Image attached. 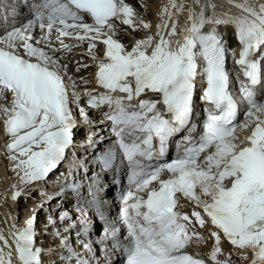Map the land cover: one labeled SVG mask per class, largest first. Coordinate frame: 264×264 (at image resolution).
<instances>
[{
  "label": "snow or ice",
  "instance_id": "obj_1",
  "mask_svg": "<svg viewBox=\"0 0 264 264\" xmlns=\"http://www.w3.org/2000/svg\"><path fill=\"white\" fill-rule=\"evenodd\" d=\"M23 2L30 17L0 32V99L11 96V106L3 109L10 141L6 148L21 181L46 179L73 146L78 122L71 105L81 93L68 74L64 54L86 43L97 68L95 84L104 91L85 88L83 95L88 97V108L109 109L104 117L116 138L115 148L99 157L98 167L114 170L126 161L127 188L119 199L127 232L122 236L119 227L105 229L113 251L119 249L126 264H232L230 258L220 259L226 240L240 250L241 259L247 260L246 253L251 252V264H264V97L258 100L256 91L258 86L264 90V3L228 0L240 15L222 18L214 4L169 0L156 34L137 40L129 50L114 38L116 22L133 31L150 30L151 25L139 19L125 0ZM185 13L181 25L179 16ZM208 24L213 27L205 32ZM228 24L240 45L239 59L215 27ZM178 35L182 40L173 47ZM98 42L105 46L103 58L96 54ZM229 55L249 82L236 78L239 99L227 67ZM201 77L206 87L197 96ZM149 94L150 98H142ZM197 99L205 105L200 111ZM78 113L92 125L84 108ZM238 130L248 135L241 137ZM87 142L95 144L91 135ZM70 163L74 169L83 167L92 180L87 165ZM82 181L83 177L80 183L74 179L69 189L82 197L87 187L91 203L97 205V191ZM20 195L17 191L12 198ZM184 202L194 206L190 214L183 211ZM77 211L78 221L68 211L60 220L72 221L71 229L78 224L87 229L91 217L84 208L78 206ZM48 221L55 225L51 216ZM36 224L33 215L23 228L13 223L10 229L19 264H43V250L36 247ZM208 226L214 230L207 238L196 231ZM208 239L214 240L209 253L187 251L194 241L199 247ZM0 241V264H12L13 245L2 230ZM63 246L68 251L65 259L87 264L67 237ZM82 247L90 250L87 242Z\"/></svg>",
  "mask_w": 264,
  "mask_h": 264
},
{
  "label": "bare ground",
  "instance_id": "obj_2",
  "mask_svg": "<svg viewBox=\"0 0 264 264\" xmlns=\"http://www.w3.org/2000/svg\"><path fill=\"white\" fill-rule=\"evenodd\" d=\"M134 3L135 1H128V4L135 7V11L139 12L143 21L151 25V29L145 30L141 27L138 30L133 31L131 28L123 27L116 23V34L114 38L118 39L128 49L129 47H132L137 40L144 39L148 36H154L155 27L158 25V22L161 19V11L165 5L169 4V0H142L140 5ZM183 18L184 17L182 15L179 16V20ZM24 19V17L18 19L14 25L19 26L24 22ZM226 33L227 32H225V34ZM53 35H55V32ZM66 42L72 43L68 40H66ZM87 49L88 46L85 44L82 47L74 48L71 54H64L67 61L69 62L68 74L73 76L76 82L80 85L76 91L81 93L78 102L71 105L73 109V115L77 118L78 127L74 130L75 142L73 143V146L67 150V155H69L70 160H76L80 165H87V170L88 173L92 175V180H88L83 167L73 169L70 167V164L67 163L61 165V167L58 169V174L61 176V180L71 181L75 179L77 183H80L81 177H83L82 183L84 185H91V188L97 191L98 195L96 196V200L100 203V205L109 204L112 206L113 203L112 200H110V196L112 195V191L116 188V186L112 183L115 173L113 171H103L100 167H98L97 164L94 163L93 160L96 157V150L94 147L103 151L105 147L112 145L114 138L109 123L106 122L102 117V112L100 110L89 109L85 105V95H83V93L85 88L89 87L85 85L84 81H88L89 84L92 83V79L95 76V74H92L93 69L95 72L97 71L95 62L87 54ZM104 50L105 46L101 43H97L96 54L98 57L103 58ZM77 61H80V64H78ZM83 64L89 65V68L82 67L81 65ZM93 64L95 67L91 68ZM78 67H80L79 72L76 71ZM7 102L8 98L7 101L0 99V120L4 116L3 109L6 106L8 107ZM78 108H84L85 111L88 112L92 120L91 126L84 122L83 117H81L78 113ZM3 127L4 124L1 123L0 144L4 142ZM90 135L95 140V144L92 146H88L87 142V138ZM7 142H10L9 139H7ZM9 161L10 159L8 155L0 154V230L3 231V234L8 239V242L12 243V237L9 232L13 223H15L16 227H19L22 222L26 221L35 214V209L37 210L36 230L41 234L40 240L54 244L59 239L61 240L65 237H72V231L64 230L72 221L66 223V221L60 220L62 213L64 211L69 212V208L75 204L72 200V194L64 189L63 185L60 183H52L51 190L55 193H61L63 201L61 202L60 199H51L49 203L54 201L52 203L53 206L50 207L52 210H45V203L42 204V201L46 200L47 195H38L34 190L32 192V189L36 188L37 185L33 186L32 183H23L17 173L13 171V164H11ZM53 180H55V178H53ZM47 190H49V188H47ZM17 191H19L21 195L18 199L14 200L12 196ZM82 191L83 193L89 192L90 194V191L87 187L83 188ZM41 205H43V207H41ZM78 205L93 206L92 204L80 203H78ZM21 206L27 211L24 214L22 212V216L21 212L19 211ZM37 206H39L38 209ZM49 216L55 220V225L49 223ZM42 218L44 219L43 221L41 220ZM58 232L61 233V235L56 237V233ZM75 236L76 233L74 237L71 238L69 245L70 247H73L77 250V255L79 258L81 260L87 261V264H118L117 254L110 249L107 250L109 248L108 245H101V247L98 248V251H95L93 247H90V250H86L80 243L83 241V239L79 238L75 240ZM1 246H3L2 241H0V247ZM53 252L55 251H48V254L51 255ZM59 252L68 251L67 249L62 248L60 251H58V253ZM75 263L77 264L76 260ZM57 264L66 263L59 262Z\"/></svg>",
  "mask_w": 264,
  "mask_h": 264
},
{
  "label": "rangeland",
  "instance_id": "obj_3",
  "mask_svg": "<svg viewBox=\"0 0 264 264\" xmlns=\"http://www.w3.org/2000/svg\"><path fill=\"white\" fill-rule=\"evenodd\" d=\"M129 1H135V3L134 4H138V5H140L141 4V1L142 0H129ZM131 49V47H129V50ZM104 55V54H103ZM90 57V56H89ZM91 58V57H90ZM91 66V65H90ZM92 67H95L94 66V64H93V66H91V68ZM87 68H89V67H87ZM96 72L94 71V69H93V73L92 74H95ZM54 201H51V203H49V204H46L47 205V207L45 208V210H47V211H49V210H52V208H50V207H52L53 205H52V203H53ZM55 210V209H54ZM19 211L21 212V216H22V212H23V214L25 213V212H27L25 209H24V207L22 208V206L20 207V209H19ZM55 215H56V213H55ZM57 215H58V213H57ZM18 216V215H17ZM19 216H20V214H19ZM18 216V217H19ZM42 221L44 220L43 218L41 219ZM67 222H69V221H67ZM66 222V223H67ZM44 233V232H43ZM57 237V236H56ZM93 249L96 251H98V247H93Z\"/></svg>",
  "mask_w": 264,
  "mask_h": 264
}]
</instances>
